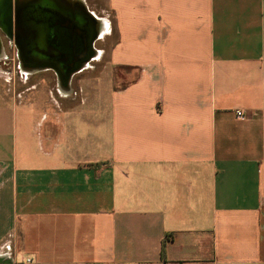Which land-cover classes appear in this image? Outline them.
I'll return each instance as SVG.
<instances>
[{"label": "crops", "instance_id": "crops-1", "mask_svg": "<svg viewBox=\"0 0 264 264\" xmlns=\"http://www.w3.org/2000/svg\"><path fill=\"white\" fill-rule=\"evenodd\" d=\"M105 2L108 111L0 87V264H264V0Z\"/></svg>", "mask_w": 264, "mask_h": 264}, {"label": "flooded vegetation", "instance_id": "flooded-vegetation-1", "mask_svg": "<svg viewBox=\"0 0 264 264\" xmlns=\"http://www.w3.org/2000/svg\"><path fill=\"white\" fill-rule=\"evenodd\" d=\"M78 4L73 0L3 1L0 23L4 21L8 29L0 30L16 47L23 68L52 70L65 87L88 69L101 39L102 19L89 6L87 11Z\"/></svg>", "mask_w": 264, "mask_h": 264}, {"label": "rangeland", "instance_id": "rangeland-1", "mask_svg": "<svg viewBox=\"0 0 264 264\" xmlns=\"http://www.w3.org/2000/svg\"><path fill=\"white\" fill-rule=\"evenodd\" d=\"M87 1L89 6L100 16L102 23L106 25V30L100 34L101 39L96 43L95 60L91 62L88 69L75 77L73 84H70L69 87H63L52 70L23 68L16 47L6 36L5 31L0 30V42L3 47L2 51L0 49V87L11 96L10 101L14 103L15 108L30 103L32 109L36 108V105L42 106V104L45 105V109H52V102L50 103L48 100H53V95L56 100H59L62 107L68 106L71 96L78 101V110H92L100 114L101 111H108L111 85L107 78L101 77V73L102 68L110 59L112 42L116 37L115 27L113 29L112 15L107 9L105 0ZM2 10L4 8H1L0 14L3 12ZM82 83L84 85L81 90ZM97 119L95 118V121ZM9 127L7 116L0 115V137L4 143L8 141L5 132L9 131Z\"/></svg>", "mask_w": 264, "mask_h": 264}, {"label": "water", "instance_id": "water-1", "mask_svg": "<svg viewBox=\"0 0 264 264\" xmlns=\"http://www.w3.org/2000/svg\"><path fill=\"white\" fill-rule=\"evenodd\" d=\"M86 4V3H85ZM91 13V12H90ZM5 15V14H4ZM3 15V16H4ZM3 21V20H2ZM8 25L3 21V25H2V23H0V29H3V30H7L8 28ZM106 28V25H104L103 23H102V26H101V28L99 29V36H100V34H102V33H104V31L106 30L105 29ZM3 47H2V44H1V42H0V49H2ZM68 87H69V85H68Z\"/></svg>", "mask_w": 264, "mask_h": 264}, {"label": "built area", "instance_id": "built-area-1", "mask_svg": "<svg viewBox=\"0 0 264 264\" xmlns=\"http://www.w3.org/2000/svg\"><path fill=\"white\" fill-rule=\"evenodd\" d=\"M236 116L239 119H245L247 118V113L243 109H237L236 110ZM30 261V259H28Z\"/></svg>", "mask_w": 264, "mask_h": 264}, {"label": "bare ground", "instance_id": "bare-ground-1", "mask_svg": "<svg viewBox=\"0 0 264 264\" xmlns=\"http://www.w3.org/2000/svg\"><path fill=\"white\" fill-rule=\"evenodd\" d=\"M73 1H76V3H79L78 5H80V7H84V8H86L87 9V11H88V7H87V5L85 4V2L83 1V0H73ZM89 13V12H88ZM69 84V83H68ZM63 87H65L64 85H62ZM66 87H68V86H66Z\"/></svg>", "mask_w": 264, "mask_h": 264}, {"label": "trees", "instance_id": "trees-1", "mask_svg": "<svg viewBox=\"0 0 264 264\" xmlns=\"http://www.w3.org/2000/svg\"><path fill=\"white\" fill-rule=\"evenodd\" d=\"M164 245H165V240H164ZM163 257H164V259H166V257H165V253L163 252Z\"/></svg>", "mask_w": 264, "mask_h": 264}]
</instances>
